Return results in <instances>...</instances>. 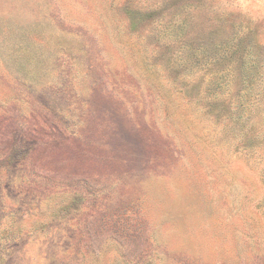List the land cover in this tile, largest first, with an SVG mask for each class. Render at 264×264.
Here are the masks:
<instances>
[{
	"label": "rangeland",
	"instance_id": "rangeland-1",
	"mask_svg": "<svg viewBox=\"0 0 264 264\" xmlns=\"http://www.w3.org/2000/svg\"><path fill=\"white\" fill-rule=\"evenodd\" d=\"M0 264H264V0H0Z\"/></svg>",
	"mask_w": 264,
	"mask_h": 264
}]
</instances>
